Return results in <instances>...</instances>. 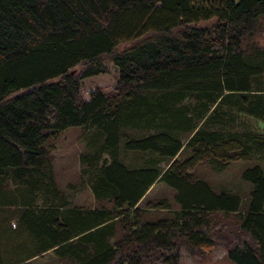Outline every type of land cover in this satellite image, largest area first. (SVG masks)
<instances>
[{
    "label": "trees",
    "instance_id": "trees-1",
    "mask_svg": "<svg viewBox=\"0 0 264 264\" xmlns=\"http://www.w3.org/2000/svg\"><path fill=\"white\" fill-rule=\"evenodd\" d=\"M258 36L264 0H0V209L20 201L37 247L16 264L48 251L68 264H180L183 248L222 245L231 264H264V131L236 130L240 115L264 126ZM124 43L133 45L118 52ZM108 63L115 90L84 99L82 80L107 74ZM71 128L92 132L82 173L110 208L34 205L52 182L45 146ZM121 150L168 167L128 166ZM203 161L217 172L252 164L241 173L251 185L245 211L238 196L193 178ZM157 183L174 191L179 210L142 223L137 205ZM157 208L170 210L166 201ZM218 218L234 219L229 242L214 233Z\"/></svg>",
    "mask_w": 264,
    "mask_h": 264
},
{
    "label": "rangeland",
    "instance_id": "rangeland-1",
    "mask_svg": "<svg viewBox=\"0 0 264 264\" xmlns=\"http://www.w3.org/2000/svg\"><path fill=\"white\" fill-rule=\"evenodd\" d=\"M213 21L200 23L199 26H210ZM255 41L264 47V36H258ZM133 43L121 44L117 51H123L131 47ZM84 66L78 65L70 72L74 77H79ZM118 79V71L111 63H108V73L96 77L82 80L81 95L88 99L89 93L95 89H100L105 93L115 90ZM264 83V76H263ZM263 123L250 118L246 115H240L236 126L238 131H250L261 134L264 131ZM129 136H138L136 132H126ZM91 130L83 128H71L61 134L45 146L49 155L52 169V182L47 179L48 191H37L35 193V207L67 205L68 208L76 209H99L102 207L110 208L108 202L98 203L95 201L91 189L89 175H83V167L80 164V157L88 152L87 144ZM189 154L180 155L178 160L187 157ZM121 160L124 164L131 167H143L154 162L161 168L168 167L167 161L152 154H140L125 152L121 150ZM252 166L247 162L232 163L223 172L214 170L208 162H200L191 170L190 174L195 180L204 181L215 192H226L238 196L241 199V211H245L248 197L251 191V185L241 180V173L244 169ZM264 167V166H263ZM49 173V168L48 170ZM51 182V183H50ZM13 191V187H9ZM46 194V195H45ZM16 195H19L18 192ZM175 193L164 184L157 183L152 186L143 199L138 203L137 209L144 211L142 223L146 221L170 220L175 211L179 210L174 203ZM166 201L170 210L157 208L159 204ZM0 209V264L20 263L27 257L37 252V247L31 237L23 231L20 223L21 214L24 208L20 207V201L8 206H1ZM142 213V212H141ZM233 218H218L214 225L218 224L214 233L219 237V243L223 239L229 242L230 235L235 231L228 230L233 225ZM222 231L217 235L218 231ZM119 227L114 239L115 242L121 239ZM226 248L222 245L212 253L202 254L199 251L189 253L183 248L181 251L180 264H231L226 259ZM29 264H68L57 258L52 251H48L36 258L30 260Z\"/></svg>",
    "mask_w": 264,
    "mask_h": 264
}]
</instances>
